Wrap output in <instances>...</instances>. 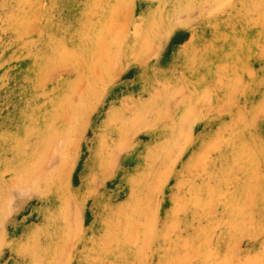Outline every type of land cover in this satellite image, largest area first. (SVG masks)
<instances>
[{
	"label": "rangeland",
	"instance_id": "obj_1",
	"mask_svg": "<svg viewBox=\"0 0 264 264\" xmlns=\"http://www.w3.org/2000/svg\"><path fill=\"white\" fill-rule=\"evenodd\" d=\"M0 264H264V0H0Z\"/></svg>",
	"mask_w": 264,
	"mask_h": 264
}]
</instances>
